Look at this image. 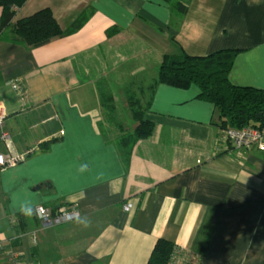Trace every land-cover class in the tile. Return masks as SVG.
Here are the masks:
<instances>
[{"label":"crops","instance_id":"0c3cea01","mask_svg":"<svg viewBox=\"0 0 264 264\" xmlns=\"http://www.w3.org/2000/svg\"><path fill=\"white\" fill-rule=\"evenodd\" d=\"M46 6L63 28L94 12L38 48L0 36L1 131L26 153L0 167V264H147L159 238L186 264H264V150H233L197 86L159 81L166 53L235 48L231 82L264 89V0H28L15 19ZM146 119L152 136L135 140ZM38 205L79 214L51 224L29 213L19 234L7 210Z\"/></svg>","mask_w":264,"mask_h":264},{"label":"trees","instance_id":"16d2710c","mask_svg":"<svg viewBox=\"0 0 264 264\" xmlns=\"http://www.w3.org/2000/svg\"><path fill=\"white\" fill-rule=\"evenodd\" d=\"M27 1L0 0V8H2L0 36L29 49L44 46L54 39L66 37L78 31L94 12L92 8L84 10L67 28L61 26L50 6L43 7L20 19H15L18 10ZM174 5L179 7L182 12L187 10V6L180 2H176ZM241 51V49L226 48L207 55H192L184 50L178 54L166 53L159 70V81L181 89L197 86L200 90L198 98L210 102L218 108L217 125L221 132L225 127H262L264 126V89L236 85L231 82L229 77L234 68L235 59ZM15 80L20 81L19 78H14L13 83ZM20 86L22 91L14 89L23 94L26 88L21 81ZM153 131L154 123L148 119L142 120L133 131L134 138L135 140L148 139L152 136ZM57 140L59 138H52L40 143L38 151L41 153L48 151L51 144ZM56 209L58 207L52 210ZM33 212L35 213V208L9 216L10 219L14 218V226L17 227L16 230L19 231V234L26 230L27 214ZM19 242L18 238L14 240L15 244ZM208 242L206 240L199 245V253L205 252ZM176 248L174 242L159 238L147 264H168Z\"/></svg>","mask_w":264,"mask_h":264},{"label":"built area","instance_id":"2783aa9c","mask_svg":"<svg viewBox=\"0 0 264 264\" xmlns=\"http://www.w3.org/2000/svg\"><path fill=\"white\" fill-rule=\"evenodd\" d=\"M13 87L22 91L20 81L18 80L14 81ZM9 115V108H7L4 104H0V141H4L6 143V150H0V167L2 169L14 167L25 160V154L19 153L18 151L12 149L10 144V136L6 132L1 131V128L3 129L5 120ZM222 136L223 139L229 143L230 147L233 150L244 151L252 149L253 147L264 150V126H245L242 128L225 127L222 130ZM131 207L132 204L129 203L126 206V209L130 210ZM35 213L41 220L51 224H63L65 222L73 220L79 214L77 211L71 209L65 211L62 208H58L53 211L42 205H38L35 207ZM7 240V233L5 231L0 232V248L3 247V243ZM13 258L16 259L15 255H13ZM183 261H185V258H182L179 251L175 250L172 259L168 264H186V262ZM54 264L70 263L66 260H62Z\"/></svg>","mask_w":264,"mask_h":264},{"label":"rangeland","instance_id":"374dc122","mask_svg":"<svg viewBox=\"0 0 264 264\" xmlns=\"http://www.w3.org/2000/svg\"><path fill=\"white\" fill-rule=\"evenodd\" d=\"M56 1H57V0H53L54 3H56ZM39 5H42V4H39ZM26 8H27V7H26ZM29 9H31V8H29ZM25 11H27V9H25V10L23 11V13H25ZM262 127H263V126H262ZM4 129H5V127H4ZM4 131H7V129H5ZM0 146H1V145H0ZM4 150H6V149H4ZM7 213H8L9 216L12 215V214L10 213L9 210L7 211ZM1 226H5V227H7V228H10V221H9L8 219L0 220V227H1Z\"/></svg>","mask_w":264,"mask_h":264},{"label":"bare ground","instance_id":"6f19581e","mask_svg":"<svg viewBox=\"0 0 264 264\" xmlns=\"http://www.w3.org/2000/svg\"><path fill=\"white\" fill-rule=\"evenodd\" d=\"M1 151H2V150H1ZM3 151H5V150H3ZM19 153L25 154V156H26V153H23V152H19Z\"/></svg>","mask_w":264,"mask_h":264}]
</instances>
